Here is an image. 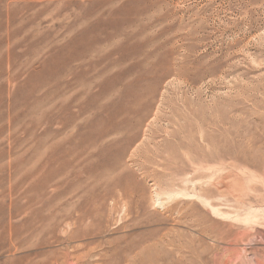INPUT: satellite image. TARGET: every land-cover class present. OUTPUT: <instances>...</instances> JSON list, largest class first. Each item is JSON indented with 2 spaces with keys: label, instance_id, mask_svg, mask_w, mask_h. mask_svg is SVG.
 I'll use <instances>...</instances> for the list:
<instances>
[{
  "label": "rangeland",
  "instance_id": "rangeland-1",
  "mask_svg": "<svg viewBox=\"0 0 264 264\" xmlns=\"http://www.w3.org/2000/svg\"><path fill=\"white\" fill-rule=\"evenodd\" d=\"M0 264H264V0H0Z\"/></svg>",
  "mask_w": 264,
  "mask_h": 264
}]
</instances>
